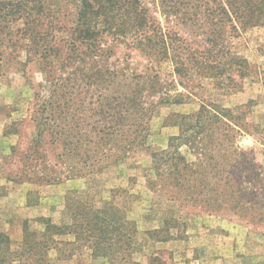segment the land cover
Returning a JSON list of instances; mask_svg holds the SVG:
<instances>
[{
  "label": "trees",
  "instance_id": "1",
  "mask_svg": "<svg viewBox=\"0 0 264 264\" xmlns=\"http://www.w3.org/2000/svg\"><path fill=\"white\" fill-rule=\"evenodd\" d=\"M54 1L0 0V33L8 22L21 20L17 33L26 61L37 63L43 73L34 92L35 136L23 159L28 180L44 183L94 172L142 147L157 107L185 103L197 77L237 87L234 75L247 77L250 65L233 50L230 39L264 26V0H63L69 7L63 13ZM151 1L164 26L151 15ZM120 46L127 53L111 60ZM131 50L143 58L140 69L130 61ZM172 116L179 133L166 149L151 153L152 172L169 200L180 197L206 206H221L218 201L224 200L240 207L242 189L232 177L239 162L236 148L225 157L222 150L228 146L220 138L212 140L220 125L231 126L221 118L231 121L232 114L201 101L194 112ZM44 144L55 152L54 163L39 151ZM181 145L196 153L194 160L180 153ZM155 187L153 181L151 189ZM260 190L252 196L261 219L264 187ZM67 209L70 224L42 218L41 239L25 231L21 250H11L8 236L0 233V264L39 263L41 250L58 249L61 243L52 234L66 232L94 255L108 254L114 246L130 254L133 225L116 216L113 206L94 209L73 202ZM120 227L126 231L116 235Z\"/></svg>",
  "mask_w": 264,
  "mask_h": 264
},
{
  "label": "rangeland",
  "instance_id": "2",
  "mask_svg": "<svg viewBox=\"0 0 264 264\" xmlns=\"http://www.w3.org/2000/svg\"><path fill=\"white\" fill-rule=\"evenodd\" d=\"M52 3L62 7V13L69 8L63 0ZM148 6L164 26L155 3L151 1ZM20 27L21 20L11 21L0 33V233L8 236L11 250L22 249L25 231L41 239L45 228L42 218L57 225L70 224L73 220L67 207L74 202L94 209L113 206L116 216L131 222L130 254L123 255L114 246L108 254L94 255L73 233L66 232L52 234L61 242L58 249L41 250V262L29 260L30 264H264V218L260 219L253 205V193L264 187V26L249 28L230 39L233 50L250 65L247 77L234 75L237 87L219 86L215 79L197 77L193 95L185 103L157 107L142 147L117 161L103 163L99 170L73 178L62 176L54 183L25 176L23 155L35 136L34 92L43 73L37 63H27L24 42L18 39ZM127 51L122 46L116 48L111 60H121ZM131 52L130 61L140 69L143 58L137 50ZM201 101L232 114L231 121L229 115L221 118L231 126L220 125L212 140L220 138L228 146L222 150L225 157L232 156L229 152L236 148L239 162L232 177L242 189L240 207L224 200L218 201L221 206L194 204L180 197L170 201L166 187L159 186L152 172L151 153L166 149L170 138L179 133L172 115L194 112ZM39 151L55 162V152L46 144ZM179 151L194 160L196 153L185 145ZM57 169L63 170V166ZM257 170L258 179L254 175ZM262 193L259 201L264 202V190ZM169 219L171 223L165 225ZM125 231L120 227L116 235Z\"/></svg>",
  "mask_w": 264,
  "mask_h": 264
}]
</instances>
